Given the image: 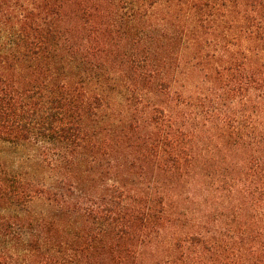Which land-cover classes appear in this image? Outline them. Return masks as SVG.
<instances>
[{
	"label": "trees",
	"instance_id": "trees-1",
	"mask_svg": "<svg viewBox=\"0 0 264 264\" xmlns=\"http://www.w3.org/2000/svg\"><path fill=\"white\" fill-rule=\"evenodd\" d=\"M118 94L133 121L261 149L247 196L195 225L154 180L83 167L85 116ZM0 141L38 150L30 172L0 161V264H141L168 225L153 264H264V0H0Z\"/></svg>",
	"mask_w": 264,
	"mask_h": 264
},
{
	"label": "rangeland",
	"instance_id": "rangeland-1",
	"mask_svg": "<svg viewBox=\"0 0 264 264\" xmlns=\"http://www.w3.org/2000/svg\"><path fill=\"white\" fill-rule=\"evenodd\" d=\"M127 104L121 94L110 96L97 115L85 116L84 123L91 136L87 147L77 152V159L84 163L83 167L108 177L142 174L154 180L156 186L163 189L162 193H155L158 200L164 196L166 201L175 204L173 210L177 213L184 211L190 215L192 209L195 225L204 224L205 214L212 211L230 212L232 203L237 202L241 195L247 196L244 192L245 178L263 167H256L251 157L255 150L261 156V149L231 147L219 134L220 130L228 131L230 128L222 125H200L191 130L181 122L154 124L139 116L138 121H133V113ZM37 153L38 150L30 145L17 147L0 141V161L14 171H32ZM231 165L236 169L228 173L226 168ZM250 167L253 169L249 170ZM238 168H245L246 173H238ZM44 172L47 176L53 174L52 171ZM235 172L243 180L235 183L237 193L234 197L230 193L227 197L225 192L215 189L206 190L208 182L223 184ZM197 183L206 184L200 187ZM195 189H198L197 193H194ZM190 224L194 226L192 221ZM175 229L168 225L161 235L154 234L153 240L141 247V264H153L157 254L162 256L171 249L170 241Z\"/></svg>",
	"mask_w": 264,
	"mask_h": 264
}]
</instances>
